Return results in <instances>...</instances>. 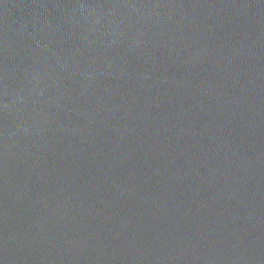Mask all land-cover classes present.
Returning <instances> with one entry per match:
<instances>
[{
  "label": "water",
  "instance_id": "1",
  "mask_svg": "<svg viewBox=\"0 0 264 264\" xmlns=\"http://www.w3.org/2000/svg\"><path fill=\"white\" fill-rule=\"evenodd\" d=\"M0 264H264V0H0Z\"/></svg>",
  "mask_w": 264,
  "mask_h": 264
}]
</instances>
